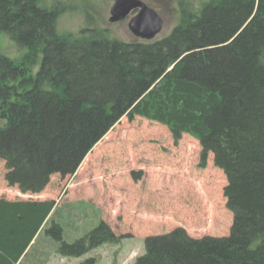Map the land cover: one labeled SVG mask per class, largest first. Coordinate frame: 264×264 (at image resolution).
I'll use <instances>...</instances> for the list:
<instances>
[{
    "label": "trees",
    "instance_id": "obj_1",
    "mask_svg": "<svg viewBox=\"0 0 264 264\" xmlns=\"http://www.w3.org/2000/svg\"><path fill=\"white\" fill-rule=\"evenodd\" d=\"M171 1L179 19L168 35L126 43L89 14L90 27L59 33L68 8L58 1L0 0V34L25 50L0 54L4 179L38 194L52 176H73L122 118H140L195 140L200 166L212 155L232 225L222 238L148 237L134 264H264V0ZM59 214L52 201L0 199V264L32 260L40 232L69 259L119 243L101 221L66 242L79 230Z\"/></svg>",
    "mask_w": 264,
    "mask_h": 264
},
{
    "label": "rangeland",
    "instance_id": "obj_2",
    "mask_svg": "<svg viewBox=\"0 0 264 264\" xmlns=\"http://www.w3.org/2000/svg\"><path fill=\"white\" fill-rule=\"evenodd\" d=\"M57 1L68 8L58 18L59 33L75 35L90 27L92 24L86 21L89 14L95 21L93 27L107 30L112 38L126 43L136 41L127 29L128 20L109 23L110 7L115 0H41V3L50 7ZM141 1L163 20V30L156 40L168 35L179 19L175 4L171 0ZM24 53L5 34H0L2 56L18 60ZM200 152L199 144L187 135L175 141L163 126L140 118L133 121L122 118L92 148L73 176L64 179L52 176L38 194H24L17 187H10L4 179V163L0 161V199L54 202L59 216L79 230L78 236L65 238L66 242L81 237L99 221L119 238L117 244H105L82 257L69 259L55 254L54 245L46 243L47 238L40 232L35 241L40 240L37 254L21 264H37L38 254V261L43 264H80L90 258L95 264H134L143 255L148 237L175 229L197 239L228 236L232 214L223 197L226 179L214 167L211 154L203 167L199 165ZM68 232L70 237L75 233L73 229Z\"/></svg>",
    "mask_w": 264,
    "mask_h": 264
},
{
    "label": "water",
    "instance_id": "obj_3",
    "mask_svg": "<svg viewBox=\"0 0 264 264\" xmlns=\"http://www.w3.org/2000/svg\"><path fill=\"white\" fill-rule=\"evenodd\" d=\"M127 28L139 40L151 41L162 30L163 21L159 15L140 0H115L110 7L109 23L115 24L126 19L131 13Z\"/></svg>",
    "mask_w": 264,
    "mask_h": 264
}]
</instances>
